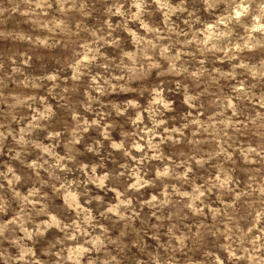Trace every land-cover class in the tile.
Segmentation results:
<instances>
[{"label":"clouds","instance_id":"1","mask_svg":"<svg viewBox=\"0 0 264 264\" xmlns=\"http://www.w3.org/2000/svg\"><path fill=\"white\" fill-rule=\"evenodd\" d=\"M0 264H264V0H0Z\"/></svg>","mask_w":264,"mask_h":264}]
</instances>
